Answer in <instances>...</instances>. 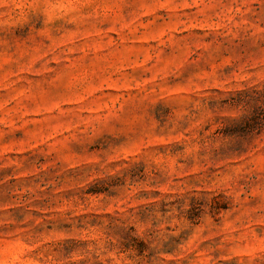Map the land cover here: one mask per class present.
Returning <instances> with one entry per match:
<instances>
[{
	"label": "rangeland",
	"instance_id": "obj_1",
	"mask_svg": "<svg viewBox=\"0 0 264 264\" xmlns=\"http://www.w3.org/2000/svg\"><path fill=\"white\" fill-rule=\"evenodd\" d=\"M48 4L0 0V264H109L96 229L218 175L233 195L155 248L128 224L117 259L264 264V0Z\"/></svg>",
	"mask_w": 264,
	"mask_h": 264
},
{
	"label": "clouds",
	"instance_id": "obj_2",
	"mask_svg": "<svg viewBox=\"0 0 264 264\" xmlns=\"http://www.w3.org/2000/svg\"><path fill=\"white\" fill-rule=\"evenodd\" d=\"M36 5L41 10L50 7L48 0H36ZM89 175L92 178L97 176L103 178L107 177L109 173L105 169L104 163H101L98 170ZM87 179L88 177L84 178L85 183ZM238 179H240V177L232 175L227 177L218 175L215 178L189 176L187 180L168 189L175 192L173 199H176L177 202L170 206L166 216L160 217L152 209H146L145 219L141 222L135 211L132 213L125 212L120 219L115 220L110 225L106 222L104 225H101L99 229L95 230L97 245L94 249H89V254L94 251L95 255L101 260L107 259L109 264H120V262L123 261V257L117 259L120 250V241L128 224H135L137 227L136 235L144 239L146 243H149L150 247H157L168 235L175 234L176 231L189 227L186 217L188 215L190 202L195 204L196 201L203 198L205 194L209 192L215 193L224 191L226 195L231 196L235 191L234 185ZM193 198H195V200H193ZM112 203H115V201ZM169 225L171 226V231H168ZM105 233H107L106 239L104 238ZM114 253L116 255H114ZM130 259L132 260V264H138L135 257H130ZM124 264H128V262L124 261Z\"/></svg>",
	"mask_w": 264,
	"mask_h": 264
}]
</instances>
